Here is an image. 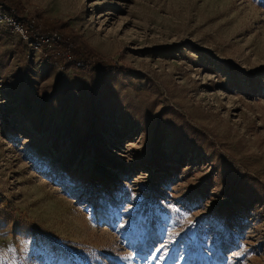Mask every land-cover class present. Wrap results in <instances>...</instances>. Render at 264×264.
Instances as JSON below:
<instances>
[{
    "label": "rangeland",
    "instance_id": "1",
    "mask_svg": "<svg viewBox=\"0 0 264 264\" xmlns=\"http://www.w3.org/2000/svg\"><path fill=\"white\" fill-rule=\"evenodd\" d=\"M19 1L0 264H264V0ZM60 33L111 65L44 61Z\"/></svg>",
    "mask_w": 264,
    "mask_h": 264
},
{
    "label": "trees",
    "instance_id": "2",
    "mask_svg": "<svg viewBox=\"0 0 264 264\" xmlns=\"http://www.w3.org/2000/svg\"><path fill=\"white\" fill-rule=\"evenodd\" d=\"M0 8L13 20H17L26 28L29 39L40 41L47 31L35 25L27 26L28 22L23 23L22 5L19 0H0ZM26 25V26H25ZM53 29V28H52ZM46 62L57 63L62 68L80 67L85 71H104L111 63L96 55L89 47L83 44L74 34H61L56 43L47 46L43 53Z\"/></svg>",
    "mask_w": 264,
    "mask_h": 264
},
{
    "label": "built area",
    "instance_id": "3",
    "mask_svg": "<svg viewBox=\"0 0 264 264\" xmlns=\"http://www.w3.org/2000/svg\"><path fill=\"white\" fill-rule=\"evenodd\" d=\"M0 21H5L6 22V25L8 23L9 26H12L17 33H19L21 36H23V38L27 39V37H26V34H27L26 28L23 26V24H21L19 22H15L10 17H6L5 15H3L1 13V11H0ZM41 44H42L41 42H35V43H33L34 49L35 50H38L41 47Z\"/></svg>",
    "mask_w": 264,
    "mask_h": 264
}]
</instances>
